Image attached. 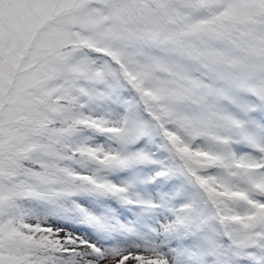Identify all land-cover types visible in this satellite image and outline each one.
<instances>
[{
	"label": "snow or ice",
	"instance_id": "obj_1",
	"mask_svg": "<svg viewBox=\"0 0 264 264\" xmlns=\"http://www.w3.org/2000/svg\"><path fill=\"white\" fill-rule=\"evenodd\" d=\"M0 264H264V0H0Z\"/></svg>",
	"mask_w": 264,
	"mask_h": 264
}]
</instances>
